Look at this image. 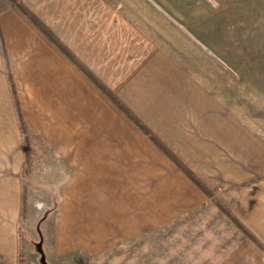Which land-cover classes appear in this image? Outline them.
I'll list each match as a JSON object with an SVG mask.
<instances>
[{
	"label": "rangeland",
	"instance_id": "374dc122",
	"mask_svg": "<svg viewBox=\"0 0 264 264\" xmlns=\"http://www.w3.org/2000/svg\"><path fill=\"white\" fill-rule=\"evenodd\" d=\"M76 1L94 7L92 22L111 10L107 0ZM112 1L119 14L114 28L120 22L142 33L144 43L166 46L192 64L226 111L264 137V0ZM55 30L67 34L64 25ZM68 36L89 61L85 34ZM69 52L58 64L26 66L17 57V66L2 67L12 89L6 102L15 137L0 144V188L8 187L0 208V264H42L43 256L47 264H264V216L242 209L233 191L203 187L204 198L188 203L180 180V192L153 194L146 185L145 193H115L120 178L89 170L95 162L82 156L106 153L94 143L119 137L125 125L102 90L82 77L96 79L90 68L102 67L83 65ZM163 164L167 179L175 176Z\"/></svg>",
	"mask_w": 264,
	"mask_h": 264
},
{
	"label": "crops",
	"instance_id": "0c3cea01",
	"mask_svg": "<svg viewBox=\"0 0 264 264\" xmlns=\"http://www.w3.org/2000/svg\"><path fill=\"white\" fill-rule=\"evenodd\" d=\"M107 1L110 13L103 10L100 15L106 19L93 23L94 7H81L76 0H0V144L8 134L15 137L6 102L12 89L2 67L17 66V57L26 66L49 60L58 64L56 60L63 62L70 51L81 64L102 67L90 68L102 85L86 74L82 77L102 90L110 111L125 125L119 137L105 135L94 143L105 146L106 153L82 156L95 162L88 165L89 170L110 171L113 178H120L115 193H145L146 185L153 194L180 192L183 182L186 202L198 203L204 198L202 189L182 165L207 192L231 190L242 209L264 216V137L254 125L226 111L209 80L192 64L166 52V46L144 43L142 33L120 22L114 28L113 19L119 14L113 10L114 1ZM61 25L67 31L65 37L55 30ZM70 33L85 34L89 61L75 51L80 47L72 46L75 40ZM163 163L175 174L170 180L161 169ZM248 219V225L254 224L256 214Z\"/></svg>",
	"mask_w": 264,
	"mask_h": 264
},
{
	"label": "bare ground",
	"instance_id": "6f19581e",
	"mask_svg": "<svg viewBox=\"0 0 264 264\" xmlns=\"http://www.w3.org/2000/svg\"><path fill=\"white\" fill-rule=\"evenodd\" d=\"M12 140H13V138H12V136L11 135H6V137L4 138V141L5 142H9V143H7L8 145H10L11 143H12ZM4 145H6L5 143H4ZM6 191H8V187L6 186V189L5 188H0V208L2 207V205L4 204V201H3V199H4V194H5V192ZM80 192V195L78 196V198L79 199H82L81 197H82V194H84L86 191H84V190H80L79 191ZM72 195H75L76 196V192L75 191H72V193H71ZM79 194V193H78ZM95 195H96V197H99V195H97V193H95ZM95 197V198H96ZM90 200H92V197L90 196ZM10 204H12V203H10Z\"/></svg>",
	"mask_w": 264,
	"mask_h": 264
},
{
	"label": "trees",
	"instance_id": "16d2710c",
	"mask_svg": "<svg viewBox=\"0 0 264 264\" xmlns=\"http://www.w3.org/2000/svg\"><path fill=\"white\" fill-rule=\"evenodd\" d=\"M14 94H15V92H14ZM108 94V93H107ZM109 96H110V94H108ZM111 97V96H110ZM113 99V98H112ZM114 100V102L119 106V103L115 100V99H113ZM17 106H18V113H19V115L21 114V112H20V110H19V105H18V102H17ZM120 107V106H119ZM121 108V107H120ZM20 118H21V116H20ZM173 158V157H172ZM174 159V158H173ZM175 160V159H174ZM176 161V160H175ZM180 168L189 176V177H191L197 184H198V186H200V188H202V189H204L203 188V186L202 185H200L199 184V182H197V180L195 179V178H193V176L191 175V173L187 170V169H185V168H183L181 165H180Z\"/></svg>",
	"mask_w": 264,
	"mask_h": 264
},
{
	"label": "water",
	"instance_id": "95a60500",
	"mask_svg": "<svg viewBox=\"0 0 264 264\" xmlns=\"http://www.w3.org/2000/svg\"><path fill=\"white\" fill-rule=\"evenodd\" d=\"M41 262L42 264H47L45 256L42 257Z\"/></svg>",
	"mask_w": 264,
	"mask_h": 264
}]
</instances>
